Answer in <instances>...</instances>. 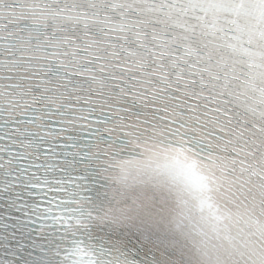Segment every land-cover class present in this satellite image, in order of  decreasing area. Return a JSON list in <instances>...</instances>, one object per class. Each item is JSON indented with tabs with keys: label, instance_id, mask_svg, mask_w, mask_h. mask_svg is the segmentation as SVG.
I'll return each instance as SVG.
<instances>
[{
	"label": "snow or ice",
	"instance_id": "6c2138e0",
	"mask_svg": "<svg viewBox=\"0 0 264 264\" xmlns=\"http://www.w3.org/2000/svg\"><path fill=\"white\" fill-rule=\"evenodd\" d=\"M0 264H264V0H0Z\"/></svg>",
	"mask_w": 264,
	"mask_h": 264
}]
</instances>
